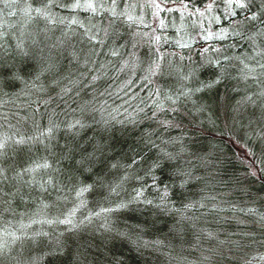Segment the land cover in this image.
Segmentation results:
<instances>
[{
  "label": "trees",
  "instance_id": "obj_1",
  "mask_svg": "<svg viewBox=\"0 0 264 264\" xmlns=\"http://www.w3.org/2000/svg\"><path fill=\"white\" fill-rule=\"evenodd\" d=\"M156 1L165 9L159 12V16L153 15L157 11L154 7L138 2L139 6L135 14L143 16L144 25L129 26L124 22V18H121L115 20L109 27L111 18L107 14L94 17L91 23L98 24L101 29L107 28L109 35L105 37L103 31L99 32L98 38H103L104 44L97 45L99 55L93 56L92 62L88 65L83 64V57L80 63H69L70 57L65 54L57 57L58 68L45 73L39 80L35 79L40 71L35 60L21 62L17 58L11 61L15 64L11 72L23 69L20 73L21 79L13 78L7 66L0 69V72L4 73L0 75L2 81L0 113H6L8 116L6 121H0V124H3L0 132L8 135L23 134L27 138L38 135L39 131H46L50 117L59 125L55 131V138L51 141L45 140V144H50L49 149L46 150L40 143L14 146L15 150L9 149V155L4 162V167L9 169L8 179L0 185L3 190L0 195H3L5 201L10 202L11 211H3L0 226L16 231L17 235L23 231L29 235L35 231L48 233L47 236L39 237L35 243L25 241L22 246L19 242L13 246L12 255H19L20 264H33V258H39V264H75L78 256L81 264H247L249 260L252 264H264V261L259 259V256L264 255V243H261L264 241V229L255 222L257 216L233 211L234 207L245 209L251 207L258 213H264V171H262L264 170V138H258L248 126V117L254 109L248 107L242 110L238 117L239 123L232 120L235 115L232 108L236 106L237 101L242 96L253 95L264 87L251 79L247 83L239 79H226L215 89L197 94L193 99L198 105L205 106L204 113L195 114L193 104L185 102L179 105L181 109L179 115L169 113L167 116L182 124L183 131L188 133L184 136V144L189 152L204 157L203 161L193 160V175L202 179L191 182L186 189H178L174 186L173 179L169 178L172 173L168 166L156 169L155 175L158 180H163L170 186L172 193L170 207L179 209L188 202L201 200L202 197H215V200H205L207 207L200 208L195 213L199 219L181 221L180 216L175 212H162L150 206L134 205L122 213L112 215L109 222L112 227L110 232L100 227L102 217L93 219L91 224L81 226L80 230L74 233L67 232L68 226L64 224L32 223L34 220L63 219L78 204L75 192L70 191L77 184H93L94 187L92 191L85 193L86 206L79 208L74 217L75 221L99 211L101 207L114 206L108 198L107 189L97 183L96 174L80 173L76 170L74 161L80 159L77 144L81 147H89V150L91 144L98 142L109 146L105 163L96 165L95 172L99 173L106 182H111L123 174L124 169L109 170V165L117 161L127 164L133 157L140 162L128 171L144 175V170L157 158L156 150H149L145 146L144 138L149 134L157 144L161 139L170 140L183 135L181 128L165 130L156 120L146 118V115H151L149 106L152 99H156L155 96L149 97V92L157 88L162 91L173 89V86L177 85V78L175 74L168 73H175L176 68L187 72L189 68L199 67L204 60L200 55L202 47L211 45L222 49L220 54L222 61L225 55L240 56L250 66L255 65L254 60L246 59L250 55L255 56L254 46L246 37L232 34L233 20L243 19L244 14L241 10H236L241 14L233 18L226 14L227 5L223 0H218L214 11L205 14L207 19L202 17L201 20L199 18L193 21L185 14V16L177 15L175 10L167 11L166 4L173 3L171 0ZM208 2L210 0H183V3L181 0H175V3L187 4V8L192 12ZM7 11L6 9L5 14L0 16V22L5 24L4 31L15 32L18 35L20 27L18 22L22 18V13L17 11L16 16H9ZM61 14L69 15L62 10ZM88 15L85 12L79 13L80 18L86 23ZM212 16L219 17V23L210 22ZM161 20L167 25L166 28H160ZM201 23L203 28L200 26ZM13 25L15 27H12ZM203 29H209L211 32L227 29L229 35L223 40L205 41L202 39V36L206 35ZM237 30H239L238 26ZM80 31L77 30L78 33ZM244 31L248 35L254 29L245 26ZM136 33L140 35H134ZM144 33L149 35H143ZM155 35L161 37L160 53L169 55L166 60L161 61L163 75L152 77V82L149 83L144 80V76L158 55L156 52L158 46L153 40ZM56 36H60L59 30L53 34V38ZM181 38L190 43L191 47H178L175 41ZM6 39L14 38L9 36ZM82 39L83 43L80 42ZM72 43L77 50H87L86 38L79 34ZM257 45H264V41L257 38ZM113 49L118 50L119 55L112 56ZM206 55L217 57V53L211 49ZM180 56H184L185 59L181 61ZM256 58L260 59V57ZM169 60L172 61L171 66L168 64ZM126 62L129 66L125 68ZM223 62L229 66L228 72L231 77L240 76L239 68L242 65L239 61L231 59ZM214 71L212 67H204L200 68L197 75L202 80H209L214 78ZM97 75L102 78L92 84V76ZM63 77L78 80L80 83L73 87L69 79H62ZM56 79L61 80L59 85L53 84ZM33 83L37 86L42 83L46 90L37 91L36 87L32 86ZM236 85L239 86V91H233ZM65 86L71 87L72 92L61 99L58 93ZM101 92L104 93L103 96H99ZM94 95L97 96L96 100L93 99ZM45 100L50 102L42 103ZM104 101H106L104 111L92 110L93 107L99 109L100 103ZM140 108L144 111H138ZM113 116L115 120L112 119ZM209 116L215 121L214 125L208 123ZM164 118L166 117L163 114H159V119ZM77 119L87 127L68 131L67 125ZM129 119H134L136 122L130 123ZM121 120L124 123L116 122ZM104 121L109 123L105 124ZM200 121H203V124ZM70 147L72 152L68 158H65ZM166 147L168 151L177 152L181 145L169 143ZM43 156H48L50 162L57 161L55 167L59 171L52 173L51 185L45 183L48 176H44L40 181L45 184L44 188L35 183L20 184L12 179L15 171H22L33 160ZM27 179L29 177L26 176L25 180ZM145 179L148 184L152 183L151 177ZM139 183L137 180H129L125 187L131 190L132 187L139 186ZM17 188L20 189L18 193ZM13 193L16 195H12ZM147 195L151 199L156 198L155 192L150 191ZM122 196L126 198L125 193H122ZM213 204L219 205L225 211H209ZM0 208L7 209L8 204L0 205ZM188 214L192 215V213ZM237 220L245 223H238ZM134 223L143 227L144 240L164 242L158 251L139 248L126 237L117 234L129 231ZM22 224L30 227L21 229ZM200 229L215 232L219 240L242 241L244 246L239 249L232 248L231 244L221 246L216 239H207ZM243 232L251 235H241ZM57 237L66 241L60 251L56 250ZM213 249H223L224 256L214 254L211 251ZM81 253L83 255H80ZM170 255L178 259H170ZM253 256L257 259L252 260ZM5 264L9 262L5 261ZM10 264H17V261L13 260Z\"/></svg>",
  "mask_w": 264,
  "mask_h": 264
},
{
  "label": "snow or ice",
  "instance_id": "obj_2",
  "mask_svg": "<svg viewBox=\"0 0 264 264\" xmlns=\"http://www.w3.org/2000/svg\"><path fill=\"white\" fill-rule=\"evenodd\" d=\"M167 2V0H165ZM175 3V0H171ZM183 3V0H181ZM227 5L226 14L235 18L238 14L236 10H241L244 14L243 19L239 21L233 20V33L236 36L246 37L247 40L251 42V45L254 46L255 56H248L247 60H254L255 65L250 66L246 63L244 58L240 56H223V61H229L235 59L239 61L242 67L239 68L240 76L231 77L228 72V65H226L221 59L220 54L222 49L216 48L214 46L202 47L200 55L204 57V60L201 62L197 68H189L187 72L180 71L179 68H176L175 73L169 72V75L175 74L177 78V85L173 86V89L169 91H162L157 88L155 91L149 92V97L155 96L156 99H152L151 105V115L147 116V119L156 120L160 127L167 130L168 128H181L183 131L182 124L178 123L174 118H167L169 113H174L179 115L181 109L179 105L185 102H191L194 106V113L201 114L206 111L205 106L198 105L197 101L193 99L197 94L204 93L215 89L218 85L222 84L226 79H239L247 83L249 79L258 82L260 85H264V45H257V38H260L261 41H264V0H223ZM218 3V0H210L205 7L204 11L200 9H195V12L192 14H198L200 17L205 16L206 13L211 14L214 11V6ZM0 16L5 14L7 9V15L16 16L17 11L22 13V18L19 23V33L18 35L15 32L9 33L4 31L5 24L0 22V69L8 67V70L11 72L15 68V64L11 61L13 59H20L21 62H27L35 60L37 65H39L40 71L36 75V80H39L42 75L45 73H50L53 70L58 68L56 62L57 57L67 55L70 57L69 63H80L81 58L83 57V64L88 65L92 62V57L99 55L97 51V45L103 46L104 39L98 38L99 32L103 31L104 36L109 35L108 29H101L98 24L91 23L92 19L98 15L107 14L111 19L109 22V27L111 24L117 20L124 18V22L129 26L133 24L144 25L145 21L143 16H137L135 14L136 8L138 5V0H0ZM154 7L157 11L153 13L154 16H159L160 11H164L161 7V4L157 3L156 0H151L150 5ZM183 7L187 9V4H184ZM63 12L69 13V15H62ZM174 9H167V11H173ZM80 12L88 13L86 17L87 23L84 19H81L79 16ZM210 22L219 23V17L212 16ZM43 25V26H41ZM62 26V27H61ZM147 26V25H145ZM160 28H166L167 25L164 24L163 20L159 22ZM201 28L203 24L201 23ZM237 26L239 30H237ZM248 26L249 29H254L251 31V34L246 35L244 28ZM12 27H15L13 25ZM81 30L79 33L77 30ZM95 29V31H94ZM59 30L60 36L53 38V34ZM155 31V30H153ZM206 32V35L202 36V39L205 41L213 39H226L229 35L227 29H222L219 32H211L209 29H203ZM80 35L85 37L87 41V50L80 49L77 50L75 45L72 43L73 39ZM134 35H140L136 33ZM143 35H149L144 33ZM13 37V40L6 39V37ZM155 44L158 46L156 52L158 53L156 59L150 64L147 74L144 76V80L149 83L152 82L151 78L157 75H163V66L161 61L166 60L168 53H160L159 45L161 43V37L159 35L153 36ZM81 43L84 42L82 39ZM176 45L180 48H190L191 44L187 41L177 40L175 41ZM135 46V45H133ZM217 53V57L213 58L207 56L206 54L209 51ZM112 56L119 55L118 50L113 49L111 51ZM135 55V54H133ZM175 55V54H173ZM256 57H260L257 59ZM184 56H180V60L183 61ZM191 59V57H189ZM169 66L172 65V61H168ZM127 62L124 67H128ZM135 64L133 63V67ZM103 67V65H101ZM212 67L215 69L213 72V79L202 80L198 77L197 73L200 68ZM235 67V66H233ZM124 68L121 69L123 71ZM23 69H18L15 72H11L13 78L21 79L20 73ZM3 72H0V75H3ZM85 75V73H81ZM101 76H92L91 83L95 84L96 81L101 79ZM62 79H69V77H63ZM61 83L60 79L53 81L54 85H59ZM69 83L75 87L80 81L69 79ZM129 84L131 81L128 82ZM2 84V81H0ZM36 87L37 91H45L44 85L41 83L37 86L35 83L32 85ZM127 87V85H125ZM239 86L236 85L233 87V91H239ZM0 92H2V87H0ZM72 92L71 87H62L58 95L63 99L65 96H68ZM104 93H99V96H103ZM255 97V98H254ZM93 99L96 100L97 96L94 95ZM50 101H42V103L47 104ZM91 103V102H89ZM106 101L100 103V108L92 110L104 111ZM248 107L253 108L248 117V126L252 129L258 138H264V87H262L257 93L253 95H244L237 101L236 106L232 108V112L235 114L232 117V120L236 123H239L238 117L241 115L242 110H246ZM75 111V109H73ZM83 111V108L81 109ZM118 111V110H117ZM138 111L142 112L144 109L140 108ZM55 113H53L54 115ZM159 114H163L166 118L159 119ZM131 116V114H129ZM8 116L6 113H0V121H6ZM115 120V117H112ZM117 123H124V121H116ZM128 122H136L134 119H129ZM19 123V121H17ZM105 124L109 123L104 121ZM194 123V122H193ZM203 124V121H200ZM209 124H215V121L209 116ZM256 125V127H253ZM3 127V124H0V128ZM59 127L51 117L49 118V126L46 131H39L38 135H31L25 138L23 134L14 133L12 135L5 134L0 132V185L8 179L7 172L9 169L4 167V162L9 155V149H14V146L29 144V143H40L43 144L45 149H49L50 144H45V140L51 141L55 138V131ZM87 127L81 120L77 119L72 123L67 125V130L72 131L73 129L80 128L83 129ZM19 135V138H17ZM188 133L183 131V135L180 137H175L170 140H163L159 144L151 138V134L144 138L145 146L149 150L155 149L157 152V158L152 161V163L144 170V175H138L136 172H129L128 169L133 168L134 165L138 164V161L133 157L129 163L121 164L119 161L109 165V170L111 169H124L123 174L118 178L112 180L111 182H106L99 173L95 172L96 165H103L107 159L108 145L104 143H94L89 147H81L80 144H77L76 147L80 151V159L75 160L74 163L77 166V171L80 173H93L97 175V183L100 186L107 189L108 198L114 206L101 207L99 211H95L85 216L79 221H75L74 217L79 211L80 207L86 206V200L84 199L85 193H89L93 190V184H77L74 185L70 191L75 192V199L78 201L77 206L73 207L63 219L56 220H44V221H32V223H48V224H64L68 227L66 228L67 232L74 233L80 230L81 226L89 225L92 223L93 219L103 218L100 224L106 232L112 231L110 225V220L113 214L122 213L125 210L130 209L134 205H144L150 206L162 212H175L180 216L181 221H193L194 219H199L195 215L200 208H205L207 205L204 203L207 199L215 200V197H202L201 200L191 201L183 205L182 208H175L171 206V195L170 186L164 183L163 180H158L155 175V170L164 167L165 165L171 169L170 179H173V184L178 189H186L190 186L191 182L195 180H200L202 177L193 175V160L198 159L203 161L204 157L197 155L195 152H189L188 147L184 144V136H187ZM190 138V137H189ZM169 143H180L181 147L179 151L172 152L168 151L167 145ZM72 148L68 150V154H65V158L71 154ZM54 155V154H53ZM140 155V153H137ZM143 158V157H142ZM57 163L56 160L50 162L48 156H43L38 159H35L31 162L28 167L23 168L22 171H15V175L12 177L13 180L17 181L20 184H39L41 188L45 187L44 183H40L43 180L44 176H48L46 184L51 185L53 183L52 173L59 171L55 167ZM264 171V170H262ZM255 173H253L254 175ZM29 179L25 180V177ZM145 177H151L152 183L148 184ZM39 178V179H38ZM90 178V177H88ZM129 180L139 181V186H134L131 190H127L125 185ZM161 185H163L161 187ZM17 188V193L19 192ZM2 188H0V193H2ZM155 192L156 198L151 199L147 195L148 192ZM122 193L126 194L122 196ZM12 195H16L13 193ZM115 198L112 200L111 198ZM7 203L8 208H0V217L3 215V211H11V204L9 201L3 199V195H0V205ZM211 212H223L225 209L221 208L219 205L213 204L209 208ZM233 211H239L245 215L257 216L255 221L264 229V213H258L255 208H233ZM188 213H192L189 215ZM238 223H245L244 221L237 220ZM30 225H21V229H26ZM193 227L195 225L193 224ZM144 229L138 224L134 223L130 226L129 231L118 232L117 234L126 237L132 243H134L139 248H151L153 250H159L160 246L163 245V241L155 240L148 241L142 238V233ZM200 232L205 235L207 239H216L219 245L231 244L232 248L239 249L243 245L242 241H230V240H219L215 232L208 231L207 229H200ZM48 233L43 231H35L29 235L26 231L21 232L20 235L16 234V231H10L9 228L0 226V264H5V261H8L9 264L11 261H17V264H20L19 255H12L14 252L15 245L20 243L22 246L25 241H31L35 243L37 239L41 236H47ZM241 235L250 236L251 233L243 232ZM133 237H135L133 239ZM66 241L59 237L56 238V250L60 251L64 248ZM261 243H264L262 241ZM231 250V249H229ZM214 254L224 256L223 249L216 250L213 249ZM80 255H83L82 253ZM170 259H178L175 256L170 255ZM205 259H208L205 257ZM257 259L253 256L252 260ZM261 261H264V255L259 256ZM33 264H39V258H33ZM75 264H81L79 256L76 258ZM247 264H252V261L249 260Z\"/></svg>",
  "mask_w": 264,
  "mask_h": 264
},
{
  "label": "rangeland",
  "instance_id": "obj_3",
  "mask_svg": "<svg viewBox=\"0 0 264 264\" xmlns=\"http://www.w3.org/2000/svg\"><path fill=\"white\" fill-rule=\"evenodd\" d=\"M138 2H140L141 4H145V5H147V6H149L150 5V3H151V0H138ZM157 2V1H156ZM207 3H205L203 6H202V8H200V11L202 10V11H204V7H205V5H206ZM166 7H168L167 9H174L176 12H177V15H179V16H181V15H186L187 17H190L191 19H193V21L194 20H197V19H199L200 18V20H201V18L202 17H200L198 14H192V13H194V12H192L191 10H189V8H187V10L183 7V4L182 3H168V4H166ZM185 10V11H184ZM184 15V16H185Z\"/></svg>",
  "mask_w": 264,
  "mask_h": 264
}]
</instances>
